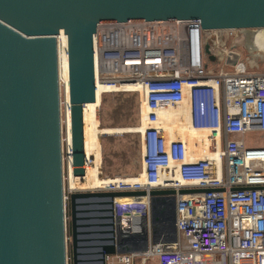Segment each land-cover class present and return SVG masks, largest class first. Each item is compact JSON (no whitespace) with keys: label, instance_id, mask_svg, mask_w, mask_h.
<instances>
[{"label":"built area","instance_id":"built-area-1","mask_svg":"<svg viewBox=\"0 0 264 264\" xmlns=\"http://www.w3.org/2000/svg\"><path fill=\"white\" fill-rule=\"evenodd\" d=\"M93 39L96 86L102 95L139 93L142 114L133 132L141 136L143 181L115 177L97 190L198 189L177 196L172 243L153 242L149 195L115 199L118 235L146 233L149 245L108 255L106 264H264V144L247 139L264 133V68L242 55L245 48L264 51V28L106 22ZM167 114L171 125L187 121L214 132L209 143L219 156L193 158L186 139L165 126ZM63 179L67 221L76 189H66L65 169Z\"/></svg>","mask_w":264,"mask_h":264},{"label":"water","instance_id":"water-1","mask_svg":"<svg viewBox=\"0 0 264 264\" xmlns=\"http://www.w3.org/2000/svg\"><path fill=\"white\" fill-rule=\"evenodd\" d=\"M177 20L178 29L264 28V0H0V264H68L57 35L67 38L73 173H86L83 111L97 99L94 34L101 23ZM206 52H209L208 47ZM214 60V56L210 55ZM198 191H74L72 264L143 252L146 233L118 235L119 197H151L153 242H176L177 196ZM107 205L109 237L81 258L78 206ZM138 241V242H137ZM97 262V263H96Z\"/></svg>","mask_w":264,"mask_h":264},{"label":"rangeland","instance_id":"rangeland-1","mask_svg":"<svg viewBox=\"0 0 264 264\" xmlns=\"http://www.w3.org/2000/svg\"><path fill=\"white\" fill-rule=\"evenodd\" d=\"M243 57L248 60L249 63L255 64L259 68H264V51H251L249 48H245L243 51ZM217 65L210 66V68H216ZM60 93H61V119L63 116V111L65 108V84H60ZM139 95V93H137ZM116 93L104 94L101 96V101L99 104V119L100 125L102 119H105L106 126L105 128H115V129H124V132H116L113 134H103L100 136V145L102 152V176L107 177H129V176H138L139 173L142 172V145H141V136L139 133L133 132L130 129L136 128L141 121V102H140V112L138 114V121L136 123H132V119H134L137 115H132L131 118L123 117V118H114L111 116V109L116 103ZM140 101V95H139ZM187 122V121H186ZM62 124V120H61ZM104 127V126H102ZM198 132V131H197ZM196 132V133H197ZM198 133H204L203 131H199ZM207 133V132H206ZM208 134V133H207ZM66 136L65 129L62 128V137H63V154H64V166H65V176H66V189H68L69 182L67 180V153H66V144H64V139ZM136 138L139 140V146L137 148ZM249 142L264 144V133L254 134L250 133L247 136ZM110 148L116 151L114 156L110 157L112 163L109 166V170L104 169L103 164V152L105 150H110ZM195 146L193 150L196 152ZM126 160L130 163L125 164ZM136 164L141 165V170L136 172ZM76 191H86V192H96L97 189H76ZM82 204L78 206L77 213V230L79 232V248L80 252L86 251L87 247H90L93 239H98L97 236H101L99 234L105 235L107 237L110 236L109 233H105L106 229L110 228L104 225L106 222L111 221L110 219L104 218L109 212L104 211L103 209L107 207V205H102L97 203V199H84L81 200ZM69 204V203H68ZM70 208L67 205V256L68 263L72 264V230H71V214ZM91 241V243H90ZM87 243V244H86ZM84 247V248H83ZM92 247V246H91ZM87 253V252H85ZM95 256L94 254H90ZM147 264H158L156 261H150Z\"/></svg>","mask_w":264,"mask_h":264},{"label":"bare ground","instance_id":"bare-ground-1","mask_svg":"<svg viewBox=\"0 0 264 264\" xmlns=\"http://www.w3.org/2000/svg\"><path fill=\"white\" fill-rule=\"evenodd\" d=\"M58 43V62H59V81L60 84H65V108L62 116V128L65 129L66 136L64 144H66L67 153V167L69 170V186L71 189H97L103 186L104 183L109 182L115 177H103L100 163V136L105 134H113L116 132H124V129L105 128L100 125L99 119V104L102 96V88L98 83L97 85V99L95 102L86 103L84 105L83 120H84V141H85V156L87 158V168L84 176H76L73 173V143H72V119H71V104L69 100V73H68V55H67V38L66 35L61 32L57 35ZM165 126L169 131H175L186 139L190 147V155L193 158L204 157L209 154L219 156V151H212L210 147V135H215L214 132H210L207 129H195L189 122L182 121L176 124H172L169 121V115H165ZM133 131V129H130ZM204 133H198L199 131ZM198 131V132H197ZM197 132V133H196ZM208 134H207V133ZM195 146L196 152L193 150ZM138 177V176H137ZM137 180L143 181V177L139 176ZM131 197H119L117 200L121 203L130 201ZM98 239H93L91 245H97L102 242L101 238L107 236L99 234ZM87 244V243H86ZM84 248V247H83ZM97 250L96 247H87L86 251H82L79 257L91 258L93 255L88 252ZM87 252V253H85ZM97 263V262H96Z\"/></svg>","mask_w":264,"mask_h":264},{"label":"trees","instance_id":"trees-1","mask_svg":"<svg viewBox=\"0 0 264 264\" xmlns=\"http://www.w3.org/2000/svg\"><path fill=\"white\" fill-rule=\"evenodd\" d=\"M116 103L114 104L113 108L111 109V116H114V118H123L128 117L131 118L132 115H137L134 119H132V123H136L138 121V114L140 112V101H139V95L137 92H119L116 93ZM102 126H106L105 119H102L101 121ZM137 142V148L139 146V140L136 138ZM116 154V151L112 148L110 150H105L103 152V166L105 170H109V166L112 163V160H110L111 156H114ZM130 162L126 160L125 164H129ZM136 172L138 173L141 170V165L136 164ZM154 261H157V259H153ZM151 260V261H153Z\"/></svg>","mask_w":264,"mask_h":264},{"label":"crops","instance_id":"crops-1","mask_svg":"<svg viewBox=\"0 0 264 264\" xmlns=\"http://www.w3.org/2000/svg\"><path fill=\"white\" fill-rule=\"evenodd\" d=\"M235 137H237V136H235Z\"/></svg>","mask_w":264,"mask_h":264}]
</instances>
